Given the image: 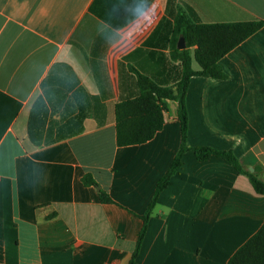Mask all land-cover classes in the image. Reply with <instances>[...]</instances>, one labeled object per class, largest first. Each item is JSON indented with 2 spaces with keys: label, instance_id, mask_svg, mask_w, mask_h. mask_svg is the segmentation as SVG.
<instances>
[{
  "label": "crops",
  "instance_id": "0c3cea01",
  "mask_svg": "<svg viewBox=\"0 0 264 264\" xmlns=\"http://www.w3.org/2000/svg\"><path fill=\"white\" fill-rule=\"evenodd\" d=\"M124 2L0 0V264H128L181 132L165 99L160 131L118 147L115 106L139 94V77L178 82L170 41L180 11L203 25L264 22V0H155L147 35L116 50L103 33L127 22ZM219 64L228 79L189 80L187 144L230 151L264 182V24ZM263 222L264 195L246 176L188 151L136 263L228 264Z\"/></svg>",
  "mask_w": 264,
  "mask_h": 264
},
{
  "label": "trees",
  "instance_id": "16d2710c",
  "mask_svg": "<svg viewBox=\"0 0 264 264\" xmlns=\"http://www.w3.org/2000/svg\"><path fill=\"white\" fill-rule=\"evenodd\" d=\"M263 24V21H249L203 25L195 23L184 11H180L175 18L170 41L171 56L181 66V76L178 82L173 87H163L148 78L139 77V94L115 106V143L118 147L143 144L160 131L163 125L165 111L163 100L165 99L173 100L177 104V119L181 132L180 147L168 170L157 182L154 196L141 216L142 227L128 264H137L136 258L158 196L169 186L171 178L180 169L184 153L191 151L196 160L200 162L211 157L222 159L232 166L239 175L248 178L256 195H264V182L257 175L260 171L259 167H256L251 173L244 170L240 161L230 151L188 146V112L186 108V91L190 78L198 76L214 80L228 79V75L219 64L220 59L260 29ZM180 38H183L185 44L184 49L181 50L176 47ZM192 61L198 65L197 71L192 69ZM81 180L85 186H93L98 189L101 203H114L89 174L84 175ZM228 264H264V222L259 230L229 258Z\"/></svg>",
  "mask_w": 264,
  "mask_h": 264
},
{
  "label": "clouds",
  "instance_id": "9594fccd",
  "mask_svg": "<svg viewBox=\"0 0 264 264\" xmlns=\"http://www.w3.org/2000/svg\"><path fill=\"white\" fill-rule=\"evenodd\" d=\"M127 22L123 26L107 25L103 35L116 50L129 48L146 36L143 27L155 14V0H131L123 3Z\"/></svg>",
  "mask_w": 264,
  "mask_h": 264
},
{
  "label": "water",
  "instance_id": "95a60500",
  "mask_svg": "<svg viewBox=\"0 0 264 264\" xmlns=\"http://www.w3.org/2000/svg\"><path fill=\"white\" fill-rule=\"evenodd\" d=\"M177 49H179V50H181V49H184V47H185V44H184V40H183V38H180L179 40H178V43H177ZM250 171L252 172V169H250Z\"/></svg>",
  "mask_w": 264,
  "mask_h": 264
}]
</instances>
